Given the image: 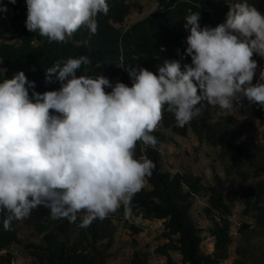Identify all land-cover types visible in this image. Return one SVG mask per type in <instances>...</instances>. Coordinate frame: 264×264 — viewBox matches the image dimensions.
<instances>
[{
  "label": "clouds",
  "instance_id": "9594fccd",
  "mask_svg": "<svg viewBox=\"0 0 264 264\" xmlns=\"http://www.w3.org/2000/svg\"><path fill=\"white\" fill-rule=\"evenodd\" d=\"M26 7L27 30L55 42H66L82 26L95 34V17L109 11L107 0H26ZM0 11L7 9L0 5ZM200 18L199 12L185 17L190 64L182 69L179 61L165 59L158 74L129 67L131 86L102 75L78 76L81 65L91 63L86 56L45 71L46 83H61L58 90L33 91L30 97L35 82L23 71L0 82L5 230L39 207L54 220L75 222L80 215L81 228L121 206L130 214L133 196L155 168L150 159H137L135 148L138 142L156 146L151 133L165 106L178 127L201 115L205 101L223 110L242 99L264 107V69L253 83L258 65L252 59L254 53L264 57V13L243 2L231 6L226 21L214 28H202Z\"/></svg>",
  "mask_w": 264,
  "mask_h": 264
},
{
  "label": "trees",
  "instance_id": "16d2710c",
  "mask_svg": "<svg viewBox=\"0 0 264 264\" xmlns=\"http://www.w3.org/2000/svg\"><path fill=\"white\" fill-rule=\"evenodd\" d=\"M133 0H107L109 11L95 17L98 28L92 34L87 26H82L66 42L49 41L38 32H29L26 28V0H0V5L7 6V11H0V82L23 71L29 81L35 82L33 91L44 93L58 90L59 81L46 83L45 71L69 58L86 56L91 63L82 64L77 75L105 76L110 80H119L131 86L132 80L125 70L129 67H143L158 74V65L165 59L177 60L181 68L191 63L185 55L186 38L190 34L185 29V17L200 13V26L214 28L224 23L229 8L236 3L247 2L264 13V0H157L158 10L138 22L125 26V21L132 11ZM165 51H161V49ZM139 57V59H133ZM257 79L253 80L256 83ZM111 91V89H106ZM252 114L264 123V107L250 104ZM201 115L195 117L184 127H178L174 114L163 109L162 120L151 135L157 144L153 148L137 143L135 157L147 158L154 162L152 175L145 180L144 187L131 201V213H125L121 206L105 219H96L86 228L79 227L81 216L75 222L67 219H52L49 210L43 207L33 209L30 216L22 221H13L12 230H5L3 220L6 212H0V264H12L13 255L8 249L20 242V231L29 226L37 232L36 241L26 244L32 259L31 264H108L110 249L114 244L118 227L115 219H125L131 215L141 220H163L162 236L168 241L157 248V252L166 258V264H225L233 242L231 223L227 216L231 213L232 203L222 199L221 192L215 187H207L202 175L192 171L172 174L163 163L161 143L167 140L166 131L171 134L186 136L193 133L199 142L219 147L220 155L230 156L231 160L242 166L250 159L244 152L242 140L252 127V122L233 124L229 114L218 115L215 106L202 102ZM257 157L264 156V145L255 146ZM241 177H252L256 181L245 190L232 196L241 201L244 210L250 212L256 226L264 230V157L252 169L251 174L240 172ZM248 175V176H246ZM204 193L209 195L204 211L208 218L219 212L222 222H215L211 229L214 238L213 252L202 250L203 229L195 222L192 210L194 197ZM132 234L141 231L140 225L130 224ZM246 225L241 227L245 234ZM248 241L250 240L247 238ZM181 256L176 261L171 253ZM239 253V249H238ZM130 264H149L146 254L135 251ZM237 264H264V256Z\"/></svg>",
  "mask_w": 264,
  "mask_h": 264
},
{
  "label": "rangeland",
  "instance_id": "374dc122",
  "mask_svg": "<svg viewBox=\"0 0 264 264\" xmlns=\"http://www.w3.org/2000/svg\"><path fill=\"white\" fill-rule=\"evenodd\" d=\"M132 11L125 21V26L134 24L158 10L157 0H133ZM70 39V37H68ZM252 59L257 62L256 77L258 79L261 69H264V57L254 53ZM115 84L118 80H111ZM218 115L229 114L236 126L242 122H252V127L245 133L242 146L250 159L239 166L230 156L220 155V148L199 142L197 137L189 132L186 136L171 134L166 131L167 140L160 145L163 154V163L166 170L172 174L176 172L192 171L202 175L203 183L207 187L217 188L224 202L231 204V213L227 216L231 223L233 242L229 249V257L225 264H237L238 261L251 263L255 259L264 256V230L258 228L255 219L250 212L244 210L241 201L233 200L232 196L239 193L256 181L251 176L241 177L240 172L251 174L255 165L263 160V155L257 157L255 146L264 145V123L252 114L250 103L242 99L232 110H223L215 106ZM158 128V127H157ZM197 139V140H196ZM248 176V175H246ZM209 195L199 193L194 197L195 204L192 210L193 218L199 227L203 229L202 250L206 254L213 252L215 239L211 238V229L215 222H222L219 212L212 218H208L204 208L208 203ZM141 218L131 215L128 220L115 219L118 227L113 246L110 249L108 264H130L135 251L147 255L149 264H166L165 256L157 252V248L168 240L162 236L164 225L148 224L141 227V231L132 234L130 224L136 226ZM239 225V226H238ZM246 225L245 234L241 227ZM141 226V225H140ZM20 242L13 244L8 251L13 255L12 264H31L32 259L27 251L26 244L36 241L37 232L29 226H23L20 233ZM249 238L250 240L248 241ZM239 249V253H238ZM172 257L180 262L181 256L171 253Z\"/></svg>",
  "mask_w": 264,
  "mask_h": 264
},
{
  "label": "built area",
  "instance_id": "2783aa9c",
  "mask_svg": "<svg viewBox=\"0 0 264 264\" xmlns=\"http://www.w3.org/2000/svg\"><path fill=\"white\" fill-rule=\"evenodd\" d=\"M5 6V5H4ZM7 8V6H5ZM158 224V225H163V220H157V221H150V220H141L140 222H136V225H141V227L146 226L148 224ZM239 226V225H238Z\"/></svg>",
  "mask_w": 264,
  "mask_h": 264
},
{
  "label": "crops",
  "instance_id": "0c3cea01",
  "mask_svg": "<svg viewBox=\"0 0 264 264\" xmlns=\"http://www.w3.org/2000/svg\"><path fill=\"white\" fill-rule=\"evenodd\" d=\"M188 136V135H187ZM197 140V139H196Z\"/></svg>",
  "mask_w": 264,
  "mask_h": 264
}]
</instances>
